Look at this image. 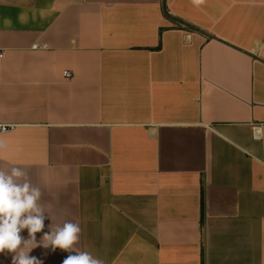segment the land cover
<instances>
[{
    "label": "crops",
    "instance_id": "obj_1",
    "mask_svg": "<svg viewBox=\"0 0 264 264\" xmlns=\"http://www.w3.org/2000/svg\"><path fill=\"white\" fill-rule=\"evenodd\" d=\"M260 125L264 0H0V166L105 264H264Z\"/></svg>",
    "mask_w": 264,
    "mask_h": 264
},
{
    "label": "clouds",
    "instance_id": "obj_2",
    "mask_svg": "<svg viewBox=\"0 0 264 264\" xmlns=\"http://www.w3.org/2000/svg\"><path fill=\"white\" fill-rule=\"evenodd\" d=\"M204 0H192L196 6ZM254 139L264 138V125L253 127ZM43 192L33 184L28 170L19 165L0 166V253L12 254V264H43L29 253L36 247L45 255L57 249L69 253L62 264H105L89 251L81 250L79 222L64 220L54 223L51 213L42 203ZM48 231H44L45 221ZM27 229L28 238L21 232ZM43 233L39 241L36 234Z\"/></svg>",
    "mask_w": 264,
    "mask_h": 264
},
{
    "label": "built area",
    "instance_id": "obj_3",
    "mask_svg": "<svg viewBox=\"0 0 264 264\" xmlns=\"http://www.w3.org/2000/svg\"><path fill=\"white\" fill-rule=\"evenodd\" d=\"M64 74H65L66 77H71V74L69 72H64ZM10 129H11V127H7V126H2L0 128L1 132H6V131H8Z\"/></svg>",
    "mask_w": 264,
    "mask_h": 264
}]
</instances>
